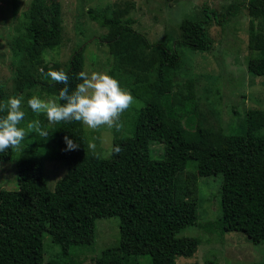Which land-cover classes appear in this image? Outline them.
Returning a JSON list of instances; mask_svg holds the SVG:
<instances>
[{
  "label": "trees",
  "instance_id": "16d2710c",
  "mask_svg": "<svg viewBox=\"0 0 264 264\" xmlns=\"http://www.w3.org/2000/svg\"><path fill=\"white\" fill-rule=\"evenodd\" d=\"M135 6L133 0L114 2L103 15L88 9L97 25L106 29L97 40L106 43L113 55L108 75L116 79L125 73L128 80L120 85L135 100L129 112H124V128L132 132L119 136L114 129L111 150L119 146L122 151L100 156L88 148L82 123L50 125L46 115L33 113L27 105L34 95L55 98L65 87L42 72L65 71L71 93L81 82L77 74L85 65V43L77 44L75 38L66 41L71 50L66 61L45 59L49 50L65 41L63 2L29 1L23 14L24 31L14 39V53L23 54L27 62L20 61L12 93L0 84V102L23 96L26 116L20 126L38 119L48 137L32 132L23 141L24 151L0 153V165L14 158L13 180L3 178L6 169L0 171V264H45L44 233L59 247L57 264H76L71 253L95 242L96 220L106 217L118 218V242L102 249L92 258L93 264H139L141 255H148L151 264H176L180 256H193L200 243L197 237L180 235L196 224L198 179L218 174L222 175L221 198L231 192L247 200L246 224H240L249 242L264 241V109H248L240 131L205 125L197 104L205 94L207 102L210 99L217 105L214 98L220 93L219 86L211 82L198 95L195 78L180 51L189 47L212 55L222 74L223 52L213 47L210 29L216 24L222 32L227 14L243 6L250 18L247 70L253 77H264V0L230 3L220 14L204 8L212 16L182 19L170 45L164 39L150 42L133 27L135 20L129 15ZM221 76L225 85L226 78ZM65 135L81 147L64 151ZM153 142L162 152L159 158L150 154ZM48 162L64 167L51 188L44 176ZM223 220L218 219L213 229L221 232L236 225V220Z\"/></svg>",
  "mask_w": 264,
  "mask_h": 264
},
{
  "label": "rangeland",
  "instance_id": "374dc122",
  "mask_svg": "<svg viewBox=\"0 0 264 264\" xmlns=\"http://www.w3.org/2000/svg\"><path fill=\"white\" fill-rule=\"evenodd\" d=\"M29 1L0 0V84H4V89L8 93H12L15 89V75L18 72L20 61L23 58L22 62H27L23 54L14 53V49H17L14 39L19 32L24 31L22 20L24 12H27ZM122 1L124 0H62L64 16L62 29L65 41L59 48H55L56 50H49L44 56L45 59L50 62L66 61L71 52L70 44L66 41L75 38L76 42L78 40L77 44L85 43L84 71L89 74L91 72L108 74L113 67V55L106 43L97 40L98 37L106 33V29L97 25L90 17L88 9L93 8V14L96 15L108 14L111 9L110 5ZM133 1L136 6L129 15L135 20L133 27L143 33L150 42L164 39L170 45L179 34V25L182 19H206L208 15L212 16V12L205 13L203 12L204 8L214 9L220 14L225 12L228 4L240 3L243 0ZM227 19L222 23V32H220V26L216 24L210 29V34L214 39L213 47L215 50L217 48L223 52L222 64L224 63V66L222 69L224 71L222 74L226 78L225 85L220 73V64L215 61L212 55L198 50L193 51L189 47L180 49L188 72L195 78L198 95H201L211 82L215 81V85L219 86L220 93L217 98L213 97L218 104L214 106L215 103L212 104L210 99L208 102L211 104H209L206 95L203 94L197 104L199 110L197 112L205 125H211L214 128L221 127L225 132L231 131L232 128L240 131L248 109H264V77H253L247 70L250 21L247 9L242 6L238 11L227 14ZM211 20L214 21V19ZM253 25H258L257 20H253ZM81 30L82 33L79 34ZM116 79L123 84L124 79L128 80V77L122 73L121 77H116ZM121 87L129 91L126 87ZM49 98L51 97L47 96L42 99ZM125 120L126 117L123 113L121 130L115 129L119 136L132 132V128L129 133L124 128ZM84 127L88 144L94 141L95 149L99 155L108 156L112 147L113 134H115L114 128L102 127L94 130L85 125ZM95 136L97 138L93 140ZM155 144L156 142L150 144L149 151L154 158H159L162 152ZM13 164L14 158L1 163L0 171L6 169L5 175H2L3 178L13 180L10 170ZM44 168L47 185L51 188L64 173V167L55 162H48ZM187 168L193 169L190 162L187 164ZM221 185V174L199 177L196 224L184 228L180 235L197 237L200 243L193 256H180L176 264H205V261L209 260H212L214 264H255L264 261V241L259 244L249 242L246 233L241 228V224L245 225L248 217L247 200L244 196L231 192H229L228 198H221ZM224 218L231 221L236 220V225L229 230L224 227L221 232L213 229L212 225L216 226L218 219L224 221ZM209 223L211 225H208ZM118 224L117 217L97 219L95 242L77 248L74 253H71V258L76 261V264H93L92 258L99 255L102 249L118 242ZM43 246L44 263L57 264L61 259L59 247L52 241L48 233L43 235ZM137 262L151 264L148 255L139 256Z\"/></svg>",
  "mask_w": 264,
  "mask_h": 264
},
{
  "label": "clouds",
  "instance_id": "9594fccd",
  "mask_svg": "<svg viewBox=\"0 0 264 264\" xmlns=\"http://www.w3.org/2000/svg\"><path fill=\"white\" fill-rule=\"evenodd\" d=\"M42 74L56 83L65 85L55 98L42 99L34 95L27 100L31 111L37 115H46L50 125L76 121L94 130L107 127L120 131L122 114L135 102L133 95L107 73L79 72L77 77L81 82L71 93L68 88L69 77L65 71L50 70ZM23 101V96H12L7 101L0 102V113H5L0 116V153H5L9 149L24 151L23 141L32 132L41 137H48V132L41 128L38 119L28 122L26 127L20 126L26 116ZM63 139L66 144L64 151H73L81 147L67 135ZM88 148L95 154L96 145L93 142H89ZM111 151L119 154L122 149L115 146Z\"/></svg>",
  "mask_w": 264,
  "mask_h": 264
}]
</instances>
